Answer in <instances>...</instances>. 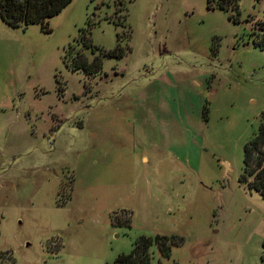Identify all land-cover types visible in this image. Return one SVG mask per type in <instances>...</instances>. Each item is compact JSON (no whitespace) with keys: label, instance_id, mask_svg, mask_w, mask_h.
Instances as JSON below:
<instances>
[{"label":"rangeland","instance_id":"1","mask_svg":"<svg viewBox=\"0 0 264 264\" xmlns=\"http://www.w3.org/2000/svg\"><path fill=\"white\" fill-rule=\"evenodd\" d=\"M237 6L233 22L206 0H71L49 32L0 18V264H264V202L238 181L264 112V0ZM118 7L129 50L70 70L97 53L88 19L114 48Z\"/></svg>","mask_w":264,"mask_h":264},{"label":"trees","instance_id":"2","mask_svg":"<svg viewBox=\"0 0 264 264\" xmlns=\"http://www.w3.org/2000/svg\"><path fill=\"white\" fill-rule=\"evenodd\" d=\"M71 0H0V18L8 26L11 27H25L29 24H40L41 29L49 32L47 27V20L56 15L65 7ZM237 1L238 0H206L209 8H216L223 11L230 12L228 18L233 22L236 21L237 15ZM120 3V1L118 2ZM124 8L118 7L114 14L117 18L112 20L115 26L125 28L115 34L116 44L112 49H103L95 46L90 39L91 22L88 19L87 27L81 28L79 31V40L81 41L83 49H89L93 55L92 59L88 61L82 52H76L71 60H64L70 70H80L86 76H94L101 71L102 58H121L129 46L126 41L130 38V30L125 26V14H119ZM118 13V14H117ZM256 38L252 39V44L255 47L264 51V35L259 36L253 33ZM125 41V44L122 42ZM205 109V108H204ZM206 111L204 110V114ZM238 181L243 186L251 191L258 193L264 202V112L260 115V122L251 137L246 141L242 150V171L238 177ZM48 250V249H47ZM7 255V259L11 261L9 251L0 250V258ZM125 257V258H124ZM133 251L114 259L110 264H148L149 259L146 256H139L136 262H133Z\"/></svg>","mask_w":264,"mask_h":264}]
</instances>
